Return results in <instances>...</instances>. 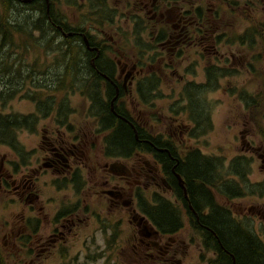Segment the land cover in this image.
Returning a JSON list of instances; mask_svg holds the SVG:
<instances>
[{
	"label": "flooded vegetation",
	"instance_id": "1",
	"mask_svg": "<svg viewBox=\"0 0 264 264\" xmlns=\"http://www.w3.org/2000/svg\"><path fill=\"white\" fill-rule=\"evenodd\" d=\"M7 1L20 17L38 23L27 37L18 35L16 45L6 42L0 51L7 84L1 85L0 77L1 98L12 94L9 101L32 108L4 115H16L20 123L7 128L0 142L5 254L30 264L105 256L121 257L125 264H217L224 254L208 219L216 210L233 219L234 197L247 193L243 175L233 172L234 160L225 169L220 159L202 152L200 139L211 129L217 102L208 93L221 80L250 76L249 57L241 56L249 52L237 51L228 67L217 62L200 67L203 81L180 75L181 80L168 83L164 75L171 78L175 69H185L181 54L217 55L216 42L225 32L220 25L227 17L243 21L247 33L225 39L226 44L249 45L254 39L264 45V0ZM47 39L54 50L42 47ZM41 50L52 52L47 60L53 55L56 63L41 67ZM61 52L65 61L59 62ZM74 52L80 55L71 61ZM14 59L22 66L10 63ZM190 64L199 67L195 60ZM51 69L59 76L41 78L53 75ZM65 69L73 78H64ZM12 80L17 86L10 87ZM42 82L57 93L44 95ZM237 86L227 91L243 97ZM70 97L80 100L75 104ZM147 106L149 119L155 118L161 130L155 131L151 120L144 122L141 107ZM102 107L107 121L99 116ZM197 117L207 122L202 125ZM119 124L134 134L124 147L111 141ZM19 133L28 144L19 141ZM244 147L264 162L263 145ZM237 182L239 192L234 191ZM256 215L264 218V211ZM242 222L236 219L247 227Z\"/></svg>",
	"mask_w": 264,
	"mask_h": 264
},
{
	"label": "rangeland",
	"instance_id": "2",
	"mask_svg": "<svg viewBox=\"0 0 264 264\" xmlns=\"http://www.w3.org/2000/svg\"><path fill=\"white\" fill-rule=\"evenodd\" d=\"M15 8V7H14ZM19 11L17 8L12 10L11 19L18 23L20 22ZM23 22H25L23 20ZM69 23H76L75 21H69ZM221 30L225 31L222 37L216 42V47L218 50V54L214 55L212 53H201L197 54L194 52H187L180 55L181 60L185 61L183 67L185 69H175L173 71V76L168 78L167 75H164V80L168 83L174 82L175 79L181 80L180 75H184L186 81H203L204 77L200 72V67L207 66L212 63H218L223 67H228L230 58L233 55H236L237 51H240L242 48H246L249 53L242 54L243 57H249L247 61V66L251 70L250 76L248 77H236L232 81L221 80L219 82V86L214 88L211 92L208 93V97L213 100H217L216 105L213 106L210 113V118L212 122V126L210 131H207V134L200 139L202 152L208 154L212 157H217V159L221 160V163L228 167L232 160L244 164L249 163L250 167L249 172L246 169L245 179H242V183L246 188L247 196L245 197H234L232 210L234 214L231 215V218L241 219L242 223H245L247 226L253 228L255 233H258L257 236L260 239L264 240V234L261 232V229L264 228V218L258 217L256 212L258 210L264 211V170L262 169L263 160L262 158H258L257 155L252 154L251 152H246L245 144L250 143L254 147H260L263 145L264 147V107L262 104V94L264 92V65L256 64V62H262L264 60V45L259 40H252L251 43L248 44H226L225 39L232 36L244 35L247 33L246 25L243 21L233 20L232 18H225V20L220 25ZM248 42L247 38L243 40V43ZM120 47L125 50V45L122 44ZM1 49V48H0ZM53 55L46 61L44 67H50L48 65H53L56 63L55 59L53 60ZM3 54L0 55V61L3 59ZM195 60L198 63L199 67H196L195 64H190ZM5 62V61H4ZM19 63V59H14L10 63ZM61 62V61H59ZM9 63V62H8ZM42 67V64H39ZM57 69V68H56ZM194 70V76L190 74H185V70ZM46 70L43 68L41 72L45 73ZM50 70L53 75L42 74L41 78L46 77H58L60 73L56 72L54 74V70ZM22 77V74H21ZM61 77V76H60ZM59 79V78H58ZM59 83L57 80L53 82V84ZM233 85L237 86L239 89L243 90V98L245 100L253 97L255 103H258L257 107L248 108L246 104L241 100V96L238 97L233 96L232 93L228 92L227 89ZM57 85V84H56ZM17 86L15 81H11L10 87ZM168 88V87H167ZM41 90L44 95L57 93L56 91H50L48 86L42 82ZM234 93L236 90L234 89ZM260 95L261 99H258L257 96ZM64 96H67L65 94ZM42 97V96H41ZM208 97H206V101L204 100L203 94L200 95V99L203 100L205 106L208 105ZM58 96L56 97V99ZM66 103L65 98H60ZM44 101L43 98H41ZM68 101H73L77 104L80 98H67ZM50 99L48 98V101ZM45 102H42L44 104ZM195 104L202 105V102L199 98L195 97ZM164 109V107H162ZM144 109V122L148 123L149 120L153 124H155V131L161 130V125H156L155 118L149 119V108ZM32 110L31 104L21 102L18 99H14L12 101H3L0 102V112L2 114H27ZM158 110L154 111L153 114L156 115ZM164 115L167 111L164 109ZM153 116V117H154ZM171 118V114H170ZM159 119L163 122H166L165 116H159ZM175 123V122H173ZM182 130L188 129L187 127L182 126ZM153 130V131H154ZM243 133V134H242ZM18 139L23 144L27 143V138L23 136L21 133L18 135ZM182 138L178 139L181 140ZM248 159V160H247ZM261 159V160H260ZM233 161V162H234ZM245 170H242L240 173H243ZM237 180H234V182ZM236 188L234 191L239 192L238 187L240 182H237ZM256 193L260 194L258 196ZM3 203L0 201V248H2L3 255H0V263L3 264H30L27 261H16L10 259L3 250L2 245H4V240L2 239V223H3ZM91 252L93 250L91 249ZM103 252V245L101 246V250L99 253ZM211 259V255L207 257V261ZM76 261H51L45 264H125L123 259H109V256H105V259H99L96 261H85V259H80ZM188 263V262H187ZM189 263L198 264L197 260H192ZM34 264V263H33ZM149 264V263H146ZM154 264V263H150Z\"/></svg>",
	"mask_w": 264,
	"mask_h": 264
},
{
	"label": "trees",
	"instance_id": "3",
	"mask_svg": "<svg viewBox=\"0 0 264 264\" xmlns=\"http://www.w3.org/2000/svg\"><path fill=\"white\" fill-rule=\"evenodd\" d=\"M15 5L12 2H9L7 0H0V48L6 43L9 42L10 44L16 45L15 39L18 37V35H24L25 37L28 36V34L33 30L37 29V23L34 20H31L29 17H21L20 22L16 23L11 19V13ZM23 20L25 22H23ZM40 24V23H39ZM41 30L44 32L46 31V28L41 27ZM53 41L51 39H47L45 43H42V47L51 48V50H54ZM1 51V49H0ZM42 53V67L45 66V63L47 61V57L52 52H47L45 50H41ZM62 58L59 57V61H65V54L61 52ZM79 53H73V58L71 61L75 60L77 56H79ZM5 61V58L2 59L3 62ZM5 67H0V77H3L1 85L6 86L5 83L6 75L2 72L5 71ZM70 69H65L64 78H73V76L70 74ZM57 92V90H54ZM89 94H92L93 92L90 90L86 91ZM194 94V93H193ZM12 95V94H11ZM11 95L5 96L1 98L0 101L3 102L5 100H11ZM258 99H261V96H257ZM244 104L248 106V108H254L258 106V103H255L253 97H250V99L245 100L243 97H241ZM262 104L264 107V92L262 94ZM101 114L99 116L101 119H104V121H107V111L104 107L101 108ZM198 121L201 122L202 125H204L205 122H207L206 119H202L197 117ZM20 123L18 122V116H11V117H4V114L0 112V142H4L7 134L9 133L7 131V128H15ZM113 138L112 142H116L121 145V147H124L123 145H127L133 142L134 140V134L133 131L128 130L127 128H123L122 124H119L116 129L113 131ZM248 160V159H247ZM250 160L249 163L244 164L238 163L236 161L233 162L234 167V174L240 173L241 169H244L245 171L241 173V178L245 179V173L246 169L249 172L250 167ZM196 173L201 175H205V171L202 169L201 171L197 169ZM246 193H249L245 191ZM258 196L260 194L256 193ZM247 195V194H246ZM225 216H224V215ZM215 217H212L211 219H208V223L212 227V231H214L217 236L220 238V250L224 254L222 257H218L216 260L217 264H264V240L260 239L257 236V233L254 232L253 228L247 226L242 227L241 224L237 225L236 219H230L228 213L218 211L216 210L215 213H213ZM166 217V215L164 216ZM161 221H163L161 217ZM261 232L264 234V228L261 229ZM222 249L225 250L222 251ZM0 264H3L2 262Z\"/></svg>",
	"mask_w": 264,
	"mask_h": 264
},
{
	"label": "bare ground",
	"instance_id": "4",
	"mask_svg": "<svg viewBox=\"0 0 264 264\" xmlns=\"http://www.w3.org/2000/svg\"><path fill=\"white\" fill-rule=\"evenodd\" d=\"M57 38V37H56ZM27 78V77H26ZM30 80L29 81H31V77L29 78ZM26 80V79H25ZM28 81V80H27ZM89 97V96H88ZM145 105V104H144ZM145 107V106H144ZM147 108H148V106H147ZM141 109H142V107H141ZM144 110V109H143Z\"/></svg>",
	"mask_w": 264,
	"mask_h": 264
},
{
	"label": "water",
	"instance_id": "5",
	"mask_svg": "<svg viewBox=\"0 0 264 264\" xmlns=\"http://www.w3.org/2000/svg\"><path fill=\"white\" fill-rule=\"evenodd\" d=\"M264 163V162H263Z\"/></svg>",
	"mask_w": 264,
	"mask_h": 264
}]
</instances>
